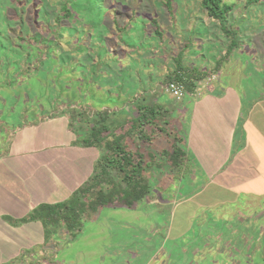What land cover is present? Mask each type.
Masks as SVG:
<instances>
[{
	"label": "rangeland",
	"instance_id": "374dc122",
	"mask_svg": "<svg viewBox=\"0 0 264 264\" xmlns=\"http://www.w3.org/2000/svg\"><path fill=\"white\" fill-rule=\"evenodd\" d=\"M224 1L233 5L226 24L235 37L199 0H0V154L28 153L33 138L66 140L60 119L70 121L72 109L118 118L156 99L178 128L180 101L227 87L224 69L215 66L228 57L243 60L236 79L250 85L246 105L264 79V0ZM179 53L186 66L212 72L182 99L165 90ZM161 165L151 172L152 194L136 209L104 207L76 237L62 231L48 247L56 249L52 260L264 264V195L233 193L232 178L222 172L210 179L204 164L191 170L187 162L189 173ZM0 202L8 199L0 195Z\"/></svg>",
	"mask_w": 264,
	"mask_h": 264
},
{
	"label": "crops",
	"instance_id": "0c3cea01",
	"mask_svg": "<svg viewBox=\"0 0 264 264\" xmlns=\"http://www.w3.org/2000/svg\"><path fill=\"white\" fill-rule=\"evenodd\" d=\"M229 58L220 67L229 82L222 84L227 87L204 90L201 97L192 94L180 101L176 116L178 128L185 136L187 162L194 164L191 170L196 169L198 163L204 164L210 179L216 178L214 173L221 176L226 172L225 175L232 178L228 187L233 193L245 189L248 194L264 195V79L262 89L259 87L258 94L252 95L245 105L243 99L250 85L236 79L237 64L243 60ZM230 81L235 84L230 85ZM60 120L68 135L66 140L43 143V139L33 138L28 140L31 141L28 153L0 154V195L8 199V204L0 202V264L23 260V252L27 258L38 259V264H60L52 260L56 249L48 248L57 237L47 242L41 221L14 224L8 220V217L26 216L41 203L69 199L92 175L99 155H93L94 147L75 145L77 137L68 117Z\"/></svg>",
	"mask_w": 264,
	"mask_h": 264
},
{
	"label": "trees",
	"instance_id": "16d2710c",
	"mask_svg": "<svg viewBox=\"0 0 264 264\" xmlns=\"http://www.w3.org/2000/svg\"><path fill=\"white\" fill-rule=\"evenodd\" d=\"M199 1L211 17L219 20L223 30L236 36L235 30L226 24L232 4L224 0ZM236 42L233 38L230 48ZM175 59L176 69L167 75L168 83L180 82L185 89L193 92L198 80L212 74L186 66L182 53ZM221 63L217 62L215 70L220 69ZM134 107L136 111L132 115L118 118L105 111H98L90 118L81 110L72 109L69 124L77 137L74 144L101 151L92 175L69 199L41 203L26 216L19 219L8 217V220L14 224L41 221L47 242L62 231L74 238L81 232L83 221L104 207L136 209L152 194L151 172L154 165L165 162L173 173L184 170L189 155L184 134L179 128L171 126L172 110L156 99L141 101ZM80 116L83 117L81 121ZM38 263L33 260L29 264Z\"/></svg>",
	"mask_w": 264,
	"mask_h": 264
},
{
	"label": "built area",
	"instance_id": "2783aa9c",
	"mask_svg": "<svg viewBox=\"0 0 264 264\" xmlns=\"http://www.w3.org/2000/svg\"><path fill=\"white\" fill-rule=\"evenodd\" d=\"M165 90L168 93H170L173 97H175L176 99H182L185 94L184 85L177 81H170L169 83H167L165 86ZM33 260L34 258H27V255L25 254L23 256V260L18 261V262L15 261L16 263H13V264H29Z\"/></svg>",
	"mask_w": 264,
	"mask_h": 264
}]
</instances>
